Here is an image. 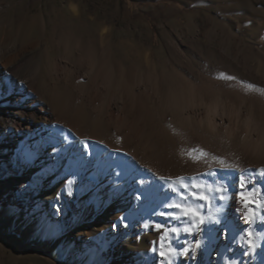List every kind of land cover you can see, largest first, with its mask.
I'll return each instance as SVG.
<instances>
[{
  "label": "bare ground",
  "instance_id": "6f19581e",
  "mask_svg": "<svg viewBox=\"0 0 264 264\" xmlns=\"http://www.w3.org/2000/svg\"><path fill=\"white\" fill-rule=\"evenodd\" d=\"M39 45L29 44L27 54H20L16 44L0 49V169L7 163L15 165L6 183L0 181V195L4 202L8 198L15 201L16 213L30 215L14 231L15 236H25L31 219L40 220L37 213L44 212L45 203L38 199L37 190L42 188V199L51 207L46 231L59 239L56 231L65 229L77 211L68 206L69 201L75 204L71 194L48 193V172L63 164L68 172L75 169L94 174L96 185L106 186L99 202L106 213L104 220L114 221L108 233L111 242L129 232L140 233L157 218L170 227L186 226V221L168 215L174 210L167 205L181 202L173 190L179 187L178 177L186 182L195 178L197 183L223 184L233 195L238 178L244 176L248 181L245 195L255 189L257 203L264 197V176L258 172L264 167V93L258 91L264 88V74L255 71L251 62H223L210 70L220 78L235 77L227 80L238 92L236 99L228 96L223 84H215L213 77L205 78L207 84L195 76L189 79L192 65L188 62L165 65L162 71L157 62H146L148 74L135 62L130 67L118 62L119 67L109 77L99 71V62H51V74L66 90L55 95L54 108L39 109L40 103H49L32 86L39 70L22 77L13 72L35 55ZM250 84L256 90L250 89ZM213 92L217 94L214 100ZM134 104L136 107L129 109ZM200 149L209 155L196 160ZM28 154L41 166L40 172L25 160ZM213 172L216 175H209ZM113 205L127 215L115 217L110 209ZM238 208L246 211L235 198L211 199L201 212L207 216L210 209L212 213L219 211L220 223L206 224L202 232L181 231L179 237L169 234L179 254L161 257L160 252H152L144 256L139 249H132L121 256H129L133 264H210L216 252L212 264H248L246 249L255 255L261 242L258 260L253 262L260 264L264 261V221L247 224ZM255 211L257 216L264 215L259 208ZM248 232L253 235L248 236ZM45 235L29 241L40 248ZM186 248L188 254H184Z\"/></svg>",
  "mask_w": 264,
  "mask_h": 264
},
{
  "label": "rangeland",
  "instance_id": "374dc122",
  "mask_svg": "<svg viewBox=\"0 0 264 264\" xmlns=\"http://www.w3.org/2000/svg\"><path fill=\"white\" fill-rule=\"evenodd\" d=\"M33 43H40L35 55L13 72L22 77L39 70L32 86L36 94L49 99L48 104L40 103L39 109L54 108L55 95L66 90L51 74V62H99V71L105 76L117 70L118 62L126 63V67L135 62L145 74L149 73L146 62H157L159 71L165 65L188 62L192 65L189 79L195 76L207 84V77H213L215 84H223L228 96L236 99L238 92L230 88L227 77L213 76L210 70L223 62H251L255 71L264 74V0H0V49L16 44L20 54H27L26 48ZM213 93L212 100L217 95ZM25 160L36 172L42 170L29 154ZM73 160L78 163L77 156ZM14 167L13 163L2 166L0 181L6 183ZM47 176L48 193L71 194L75 204L69 201L68 206H75L77 211L65 229L56 231L59 239H53L54 234L46 231L51 207L42 199L44 190L38 188L44 212L37 213L40 220H30L25 236L17 237L14 231L30 215L16 213L15 201L8 198L5 204L0 195V264H133L129 256H121L126 250L139 249L144 256L178 251L169 234L155 227L161 224L171 228L161 218L147 223L140 233L129 232L111 242L108 233L114 221L104 220L106 213L99 202L106 186L96 185L94 174L75 169L68 172L64 164ZM110 209L115 217L127 215L114 205ZM41 220L44 222L38 229ZM45 232L41 247L35 248L29 238ZM261 245L259 242L255 255L246 249L248 264L258 260Z\"/></svg>",
  "mask_w": 264,
  "mask_h": 264
},
{
  "label": "snow or ice",
  "instance_id": "6c2138e0",
  "mask_svg": "<svg viewBox=\"0 0 264 264\" xmlns=\"http://www.w3.org/2000/svg\"><path fill=\"white\" fill-rule=\"evenodd\" d=\"M228 79H235V77H227ZM250 89L256 90L255 85H249ZM261 93H264V88L258 89ZM196 149H193V152H196ZM192 155V153H189ZM209 153L200 149L198 154L194 157V159H206ZM219 159V158H217ZM221 165H223V160L219 161ZM260 176H264V167L258 170ZM209 175H216V173H209ZM161 179H165L161 177ZM177 180L179 181V187L174 188L173 190L176 191L181 198V202L169 203L167 205L168 208L173 209L174 211L168 213V215L174 219L179 221H186L187 224L183 228L179 227H171L166 228L165 225L156 224L155 227L157 230L164 229L166 234L176 235L179 237L181 231L184 232H202L204 226L206 224H219L220 223V212L217 211L216 213H212L211 209L210 214L204 216L201 212V209L204 207H209L211 199H219L221 201L235 198L238 203H242V209H237L238 212H242L241 219L244 220L247 224H253L256 222L257 219L264 221V215L257 216L255 211L256 208L261 209L264 211V197H261L260 202L257 203L256 199L254 198L255 189H249V194L245 195L244 189L247 187L248 181L245 180L244 176H240L238 178L237 183V192L233 195L229 194V189L226 185L223 184H216V183H197L195 178H193L190 182H186L184 177H178ZM189 201L193 203L190 204ZM194 205V206H193ZM147 227V225H145ZM248 236H252L251 232L247 233ZM164 237H161L163 240ZM249 244H252V241H248ZM200 245L197 244L196 247ZM254 247V245H253ZM155 251V249H153ZM189 249L184 250V254H188ZM172 254H179L176 253L175 249H169V251H161V257H168ZM163 264V261H162Z\"/></svg>",
  "mask_w": 264,
  "mask_h": 264
}]
</instances>
